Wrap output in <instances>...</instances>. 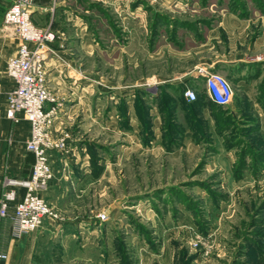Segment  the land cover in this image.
Masks as SVG:
<instances>
[{"label": "rangeland", "instance_id": "obj_1", "mask_svg": "<svg viewBox=\"0 0 264 264\" xmlns=\"http://www.w3.org/2000/svg\"><path fill=\"white\" fill-rule=\"evenodd\" d=\"M76 1L95 92L57 131L47 263L264 264V96L211 129L178 82L205 61L264 62V0Z\"/></svg>", "mask_w": 264, "mask_h": 264}, {"label": "crops", "instance_id": "obj_2", "mask_svg": "<svg viewBox=\"0 0 264 264\" xmlns=\"http://www.w3.org/2000/svg\"><path fill=\"white\" fill-rule=\"evenodd\" d=\"M12 2L13 0H0V197L4 190V179L6 177L27 179L34 161L33 154L25 147L30 130L28 122L26 120L13 122L6 116L7 92L13 85L12 79L6 73V63L8 58L16 52L19 44L12 29L2 23L3 13ZM56 2L55 7H52L53 0H34L30 8L32 20L37 26L49 27L64 35L62 38L64 46L61 47L58 41L51 43L52 52H49L45 61L48 85L63 102V108L55 124V135L69 112L74 113L80 106L89 107L87 100L95 92L94 88H90L92 87L90 82L93 81L91 77L84 74V71H78L76 65L83 62L85 55H89L85 49H90L92 52L96 50L94 33L87 27L84 18L75 12L77 6L80 7L81 4L77 1L74 2V6L65 4L63 0ZM255 61L247 57L205 61L199 67L195 66L189 74L185 73L182 80H178L179 84L183 85L182 94L187 88L193 89L196 81L193 77L194 73L197 80L201 81L202 93L194 90L198 102L192 107L202 106L203 116L208 120L211 129L216 122L222 124L227 119L228 121L234 119L237 115L247 117L248 112L244 106L248 103H251L259 114L262 112L260 99L264 96V76H261L263 73L258 67H264V62ZM200 69L219 72L230 82L231 88L232 85L237 87L238 92L234 97L232 95L229 103L220 105L209 98L202 76L199 75ZM182 97L184 104L191 102L185 98L184 94ZM223 126H226V123ZM192 143L191 132L188 130L185 144ZM55 152L56 150L48 151L53 178L48 188L41 194L48 203L58 205L61 175H57L54 167ZM23 193L24 188L18 187L16 199L22 197ZM11 212L12 208L9 209L10 214ZM11 223V218L0 217V253L6 254L5 259H0V264H48L47 261L52 255V241L54 237L58 240L53 232L52 218H45L38 230L19 237L12 236ZM61 236H63L61 242L65 241V237H68L69 241L72 240L68 234Z\"/></svg>", "mask_w": 264, "mask_h": 264}, {"label": "built area", "instance_id": "obj_3", "mask_svg": "<svg viewBox=\"0 0 264 264\" xmlns=\"http://www.w3.org/2000/svg\"><path fill=\"white\" fill-rule=\"evenodd\" d=\"M33 1L13 0L2 17V23L10 27L19 40L16 52L6 63V73L13 81L7 92L6 116L13 122H28L30 130L25 147L34 157L27 179L6 177L3 183L0 217L11 218V234L15 237L38 230L45 218H52L51 207L41 193L53 178L48 151L58 150L62 143L54 131L63 102L51 91L43 67L45 58L52 52L49 43L54 33L33 22L30 10ZM199 75L213 102L220 105L230 102L232 88L221 73L200 69ZM183 94L188 101L196 98L191 88L185 89ZM18 187H23L24 193L16 199ZM5 258L6 254L0 253V259Z\"/></svg>", "mask_w": 264, "mask_h": 264}, {"label": "trees", "instance_id": "obj_4", "mask_svg": "<svg viewBox=\"0 0 264 264\" xmlns=\"http://www.w3.org/2000/svg\"><path fill=\"white\" fill-rule=\"evenodd\" d=\"M198 101H197V96H196V98L194 99V100H191V102H188L189 103V105H195L196 103H197Z\"/></svg>", "mask_w": 264, "mask_h": 264}]
</instances>
